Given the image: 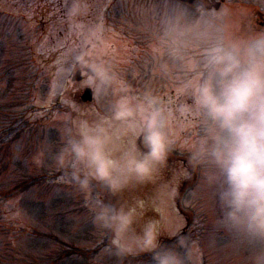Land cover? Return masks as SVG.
I'll return each instance as SVG.
<instances>
[{
  "label": "rangeland",
  "instance_id": "obj_1",
  "mask_svg": "<svg viewBox=\"0 0 264 264\" xmlns=\"http://www.w3.org/2000/svg\"><path fill=\"white\" fill-rule=\"evenodd\" d=\"M59 1L0 0V264H116L91 221L94 200L136 206L142 222L160 223L164 243L175 242L170 232L186 234L190 264H246L245 253L214 228L210 197L191 164L200 118L181 87L185 69L160 68L162 20L175 11L190 22L184 9L168 0H119L132 13L129 25L117 34L109 30L115 36L107 38L104 29L64 25ZM76 48L105 60L115 73L103 94L94 89L91 103L73 102L79 85L64 90ZM124 97L150 99L169 114L165 162L153 179L115 195L96 183L89 191L74 189L53 159L60 129L73 116L109 114ZM147 259L128 257L123 264Z\"/></svg>",
  "mask_w": 264,
  "mask_h": 264
},
{
  "label": "clouds",
  "instance_id": "obj_2",
  "mask_svg": "<svg viewBox=\"0 0 264 264\" xmlns=\"http://www.w3.org/2000/svg\"><path fill=\"white\" fill-rule=\"evenodd\" d=\"M88 7V0H71L69 20ZM227 17L222 11L186 22L175 11L167 13L160 68L185 69L181 87L200 118L191 164L210 197L214 228L245 253L246 264H264V28L249 24L239 30ZM87 57L78 54L74 67L103 94L115 73L105 60ZM168 121L152 100L124 97L109 114L70 117L53 159L65 167L74 189L89 191L96 183L115 195L159 173L171 147ZM89 211L116 264L145 255L146 264H190L187 235L170 232L175 242H162L160 223L142 222L136 206L94 200Z\"/></svg>",
  "mask_w": 264,
  "mask_h": 264
},
{
  "label": "flooded vegetation",
  "instance_id": "obj_3",
  "mask_svg": "<svg viewBox=\"0 0 264 264\" xmlns=\"http://www.w3.org/2000/svg\"><path fill=\"white\" fill-rule=\"evenodd\" d=\"M60 0V6H64V9L59 11V17L64 25H69L72 29L77 30L87 29V30H114V33H118L120 30L122 32L129 23L130 15L132 14L128 10H122L118 6L119 0H88L89 7L83 15L77 17L75 21H70L67 16L66 6L70 5L71 0ZM157 1V0H149ZM172 3L180 5L186 15L188 16L190 22L201 18L203 16H208L211 18V13H217L222 11H227V19L233 25L234 28L243 30L247 25H252L258 28H264V0H168ZM79 25V26H78ZM116 31V32H115ZM113 33V34H114ZM111 32L105 33V36L109 38ZM105 37V38H106ZM91 49L90 44L85 45V50ZM81 48H76L72 50L73 56L81 54ZM107 57V56H106ZM104 57V59L106 58ZM127 57V55H126ZM96 57H91L90 59H95ZM77 64L76 59L72 62V66L69 68L68 79L64 80V90L71 88L72 85H79V90L73 93V102L79 104H85L82 102L81 97L85 90H91V100L86 103H91L94 95V85L88 82V77L82 71H79L74 66ZM78 73V81H72L71 76ZM73 90V89H72Z\"/></svg>",
  "mask_w": 264,
  "mask_h": 264
},
{
  "label": "water",
  "instance_id": "obj_4",
  "mask_svg": "<svg viewBox=\"0 0 264 264\" xmlns=\"http://www.w3.org/2000/svg\"><path fill=\"white\" fill-rule=\"evenodd\" d=\"M71 80L74 81H78V73H75L71 76ZM82 102H89L91 100V90L87 89L84 91L82 97H81Z\"/></svg>",
  "mask_w": 264,
  "mask_h": 264
}]
</instances>
